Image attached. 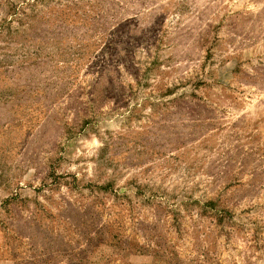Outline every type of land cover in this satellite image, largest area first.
<instances>
[{
	"label": "rangeland",
	"instance_id": "rangeland-1",
	"mask_svg": "<svg viewBox=\"0 0 264 264\" xmlns=\"http://www.w3.org/2000/svg\"><path fill=\"white\" fill-rule=\"evenodd\" d=\"M0 264H264V0H0Z\"/></svg>",
	"mask_w": 264,
	"mask_h": 264
}]
</instances>
